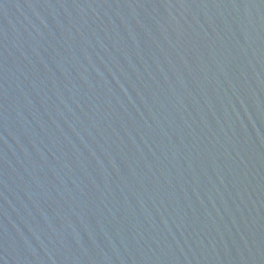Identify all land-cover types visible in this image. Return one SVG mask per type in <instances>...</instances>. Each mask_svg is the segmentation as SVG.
Here are the masks:
<instances>
[{
  "label": "water",
  "instance_id": "water-1",
  "mask_svg": "<svg viewBox=\"0 0 264 264\" xmlns=\"http://www.w3.org/2000/svg\"><path fill=\"white\" fill-rule=\"evenodd\" d=\"M0 264H264V0H0Z\"/></svg>",
  "mask_w": 264,
  "mask_h": 264
}]
</instances>
